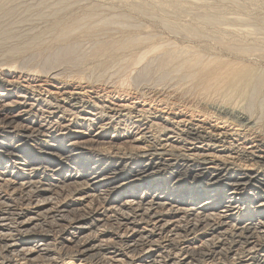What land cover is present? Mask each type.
Returning <instances> with one entry per match:
<instances>
[{"label":"bare ground","instance_id":"bare-ground-1","mask_svg":"<svg viewBox=\"0 0 264 264\" xmlns=\"http://www.w3.org/2000/svg\"><path fill=\"white\" fill-rule=\"evenodd\" d=\"M2 2L6 4L5 1ZM75 3L76 0L53 1L52 5L59 6L58 9L46 11L45 13L41 12V16L45 20L51 19L52 23L53 21H55L53 25L51 24V36L46 41H43L41 33V35L36 34L38 32H36L35 34H33L34 32H32V34H30L29 32L26 34H22L20 32H10L8 29L13 24L15 19V16H12L10 12H12L14 8L11 7L12 5L5 8L6 5L4 6L0 4V54H5L7 57L10 58H15L16 56L24 54L28 51L36 50L37 48L40 49L42 46L47 44L65 43L66 41L73 39V37L74 39H76L75 37L79 36L82 37L86 35L88 36L100 34L101 36H104V32L111 26L116 29L117 32L120 30L122 34H125L123 35V38L112 39L110 41L108 40L107 42L104 41L105 44L102 43V45H97L98 47L95 48L96 50H94V52L89 54V57H106L107 54H112L114 50L118 51L117 53L122 51L139 52V54L136 55V61L134 60L135 62L133 63V68L130 69V76H128L127 79L119 83V89L122 92L127 93L129 91L128 88L133 89L136 91V94H133L135 95L134 97H138L139 99L143 98L146 101V87L157 88V85H163L164 83L167 84L168 81L165 80L164 77L157 78L160 81H157V79L152 80V76H154V74L156 73H161V75L163 73L167 74V72H163L164 68L168 66L177 65L178 68H174V70H171L172 73H181L183 71L186 72L184 78H182V82L179 81L175 84L173 83V88H175V90H177L178 92H181L183 94H190L191 97L193 96L197 99H202L201 101H203L204 99L206 100V102L207 100L211 99L216 100L214 98H220L222 101H224L223 99H225V101L228 102V99H231V97H228L229 95L238 94V96H243L248 94L249 96L252 93L251 99L253 100V104L255 101L257 102L258 97H256V99L255 96L260 92L261 88L264 86V71L256 70L257 68L254 69L255 67H251V64L249 65V63L247 64L243 61L241 62L240 59L237 58L240 56L248 57V55L253 58V52H255V50L258 51L260 49L256 48L257 44H248L245 43L246 41L241 40V38L235 39L230 37L226 32L228 30L224 31L223 29L219 28L221 27L219 26L221 24L220 21L218 19L215 20L216 18H211V15H207V17L204 16L205 22H203L202 25L200 23L199 26H209L206 28H210L212 27V25L216 26L217 29L216 27H213L216 29V32H214L215 35L210 36V38L208 37L207 40L210 39V42H208L205 47H203V44L202 47H200L199 45L197 46L194 44L187 43H185L187 45H184L182 43L175 42V40L174 43L169 40L164 41L162 40V38V42L159 43V39H157L156 37L157 35H153L152 31H148L145 36L139 33L134 34L135 32H139L141 30L140 28L144 26L140 27L137 22L125 21V18L123 19L119 15L116 16V14L111 12H109L111 14L103 12L104 14H106L105 16H103L104 14L101 15V8L99 9V7L97 6H93L92 8L86 11L83 9L84 12L81 16L72 17L68 22H66L67 20L62 21L63 15L65 16V12L67 13L72 7L74 8V5L76 6L77 4ZM177 5L179 4L177 3ZM144 7L146 6H143V8ZM52 8L53 7H51V9ZM136 8H134V11L137 10V12H139L140 10H142V13L139 12L141 14H143L144 11L146 12V8ZM101 17H103V19H100V21L98 22V20L96 19H99ZM27 18L28 16L25 15L23 19ZM53 18L56 20H53ZM57 18L59 19L57 20ZM201 20L202 19H200V21ZM216 21H219L220 24ZM163 23H165V21H163ZM216 23L217 25H219H215ZM165 26L170 32L173 33V36L176 35L177 38H183V40H190L193 38L198 39L199 36L201 37V35L205 34V28H197L195 27V24L189 26H181L177 23L175 24V22L173 24H169L167 22L165 23L164 28ZM127 27H132L134 30H128L129 28ZM225 29L228 28L226 27ZM143 30H145L146 32V28ZM248 32L254 33L252 32V30H248ZM252 36L253 35H251L250 37ZM108 37L106 39H108ZM205 39L206 38H204L203 40ZM97 44H99V42ZM212 46H218L222 50V52L224 51L225 53H228L229 56L226 57L224 56V54H220L221 52L219 54L214 53V50H212L211 48ZM140 47H143V53H140L141 50L138 51ZM69 51L66 50L65 46V49L60 51L58 53V56L56 57L58 58L61 55L68 56L69 54L73 55L71 54V49H69ZM111 54H109V56ZM149 56L152 57L148 58ZM231 56H233V58H231ZM146 59V66L144 65L143 68L140 67L137 70V67L142 63V61H146ZM12 63L16 64L17 62ZM58 64L59 63H57V66H59ZM55 65L53 66L54 69L56 67ZM13 66V68L16 69L20 68V66ZM33 70L43 73L46 68L45 70H43V68L37 66ZM136 70L138 71L137 75L132 77L131 74ZM172 73H168V76ZM84 78L85 77H82L80 78V80H82L83 82ZM146 79H148V81ZM89 81L85 82L84 85H80L82 87V90H98L99 88H101L99 86L101 85V82L98 83L99 80L94 81L95 83L93 81ZM116 85H118V83ZM116 85H113V87L116 88ZM66 86L67 85H65V87ZM68 86L70 85L68 84ZM16 88L20 89L21 87L18 86ZM9 89L11 90V87L9 86H6L4 88L5 91H9ZM4 94L5 95L2 96L1 101H3L4 97L6 96V93ZM21 95L22 94H20L19 97H21ZM26 95L27 93L25 94V96ZM31 95L37 97L40 101V104H26V102H24V104L19 105L16 109V111L19 110V112H17L19 113L18 116L14 115L13 117L4 119L0 118V137L5 138L4 134L21 132L19 139L17 138L18 141L16 142L15 146L12 147L7 143L0 144V149H4L5 152H7V155L10 156L7 160L8 164L6 165L4 164L5 160L0 161V264H39L38 262L45 261L47 258H50L51 253L53 252V249L51 250V245L53 243L51 242V240L53 235L51 236L49 234H46L48 232L42 231L46 227H50L51 229H53V226L59 229H57L58 239L60 240L61 244L67 246V249H65L64 257H61L60 255V258H58L59 260H52V263L48 262L50 264H66V262L68 261L75 260L79 261V263L85 262L91 264H108L111 261L112 263L114 262L116 264H120V262L123 260L122 258L126 257H128L129 260L126 259L125 262L128 261L129 264H192V260H196L195 257L198 258L196 260V264H226L225 262H222V259L227 260L229 264H264V203H261L259 204V207L255 206V208L252 209L251 217H249L250 219L255 218L253 222L248 224L239 223V225H236L235 228L233 227V229L236 230V234L234 237H232L233 233L231 234L232 239L230 242L233 245L232 249H230L231 247L227 250L223 249V245V248H221V244L223 243L219 242L220 247L216 246L215 250H207L208 252H206L208 245L206 244L207 247L204 248L203 246L205 242L204 244L201 243V246L198 245L192 247L186 245V243L188 244L187 239L186 242L182 241L185 236L181 240L182 233H185V235L188 236L190 234V236L192 235L194 237H202L208 234V232H205L207 231L206 229H211L210 232L214 233L217 229H222L223 227L227 226L223 224L218 225V223L217 225H210L212 221L211 218L213 217V215H210L207 211H209V207L213 204L216 203L218 206V204L220 205L221 203L220 199L216 198L217 195L220 194V192L217 190L213 193V189L215 186L211 185L210 183L213 180L219 181L222 178L226 180L225 177H223V173L229 172V169L227 168L226 164H224L222 161H219V159L216 158L213 159V157H211L210 155H206L205 153H207V151L203 150L206 146L210 148L225 147V144L227 143L225 142V140H227L228 137L226 136V134L222 133L218 129H214L212 127L205 128L203 125L199 124L196 125L190 123L188 126H186V120H182V125L180 124L182 129H179L178 139L183 142H187L190 147L188 148L184 146V153L180 155H175L177 156V158H175L179 162H181V166L183 167L181 170H179V174L181 175L183 171H189L193 179L197 181H200L199 179L201 177L207 176L208 180L205 179L200 182L202 183V186L198 187L199 191L194 192V190H190L188 191V193L193 194L194 192V194H197L201 192L206 193L205 196L210 195L209 199H207V202L198 206L197 208L193 207L194 209H192L189 215L195 217L196 221L200 219L198 217H203V223L200 222L201 224L199 225L197 223L193 225H182L180 224L181 221H168L164 218L163 212L165 211L166 207L168 208V206L171 205V200L168 199V197L166 196L168 195L166 194L167 192L163 193V191H161L163 190V187H156L151 185L148 186L150 183V179L146 178V173L147 171L156 167H146V165H142V161L146 162L147 160H149L150 162L152 160L164 161V158L162 156H164V153L166 151H160L161 149H164L161 148L164 146L160 145L161 149H158V146H156L153 147L152 150H143V153H135V156L133 154L129 156H127L128 154H123L121 156L117 155V158L119 160H121L122 162L125 161L123 163L131 162V165L136 164V171L131 172L135 173V176L139 178V180H136V182H132L134 186L132 185V183H127L129 186H124L127 184H121V187H126L125 189H123V191L121 190L122 192H124L123 194H121V191L118 193L115 192L117 190L116 187L113 186V188H111V186L115 185L117 183L116 181L120 179V175L117 173L118 171H114V177L103 175V171L107 170H105V167L107 165H114V163H109L110 161L105 162V160L99 157H91L86 152L80 151L82 148L86 149L89 146L91 148H96L95 144H100L101 140H105V138L103 137H105L110 127L113 128V130H115V132L117 133L120 132L119 130H121V128H124L121 131L127 133L129 131L128 127L130 125L128 126V124L130 122L132 123L131 132L132 130L134 132V129L137 130L138 134L142 135V142H146V137L149 134V132H146V130H150L151 128L149 127H152V125L149 124V127L146 128V114L150 112H146V110L144 109L135 110V106L134 109L126 107H120V109H115L111 105H106V103L102 102L103 98L99 95L98 97L96 96V98H92L91 96L87 98L83 94L75 93L49 94L48 97H43L40 93L38 95L34 92V94ZM161 101L163 100L161 99ZM16 103L17 101L13 102V104ZM164 104L166 105V103ZM42 105L43 108L47 110L46 112L47 114H49V116L47 118H43L42 116L40 119L43 118V122L38 121V123L35 125L37 120H35L34 117L38 116L36 112H41L40 108L42 107ZM203 107H205V109L215 110L214 112H212L215 114H211L209 112H205V109L203 110L201 108L199 112L204 117H208L211 119L215 118L216 121H225V123H229V120H232L235 121L234 123L237 127H243L245 130L248 131H250L251 129L253 130V127H249L251 124L258 125V123H260L263 119H253V116L249 115L248 112V114L245 113V110H243L244 115H239L240 113L236 115L233 113L234 110L232 111V109H221L217 112L216 107L218 106L209 107L207 103L204 104ZM225 107L226 106H224L223 108ZM68 117H72L73 119L71 118L72 120H66V118ZM158 118L161 120L164 117L162 118V116H158ZM18 119H22L23 123L27 125L33 124L35 126H33L32 128H30L31 126L27 127V125L23 126L21 125L22 123H20L19 121L17 124ZM170 121L171 120L166 119V123L169 124ZM159 123L160 122H156V124ZM230 124H233V122H230ZM235 124H233V126H235ZM77 125H81L84 129L86 127L88 128L95 125H99L100 130H103L104 133L100 134V136L93 137L88 140L76 138L79 141L74 142L78 143L77 145L82 146L80 150L78 147L77 149L74 148L75 145L73 147H65V137L69 136L72 129L76 128ZM160 125V129L162 128L161 131L165 133L171 132L173 134L174 132H176V128L172 127V125L171 127L162 126V124ZM209 130L210 132H208ZM131 132H128V135L126 137H122L118 133L116 141L122 140L126 144H138L139 140L133 139V134H131ZM253 132L255 134V131ZM254 134L252 135L254 136ZM40 137L49 138V141L47 142L48 144L44 147L47 151L51 150V147L56 148L55 146L50 145L51 142H54L57 144L59 149H63V153L59 152L57 158H49L48 154L50 153L48 152L43 157L37 159H30V157H28L24 153V149H26V146L29 145L30 146L28 148H31L33 143L40 144V141H38ZM6 140L7 138H5V142H7ZM162 140L163 139H161V141ZM114 142L115 141H111L109 144H112ZM169 156H172L174 158L173 154H169ZM260 156H257L254 151L250 150L249 152L247 151L242 154L239 160L245 162L255 161V164L256 162H264V157ZM197 162H199L202 166H215L214 169L216 170H210L212 168L206 167L208 169L205 172H195L191 169V167H193L194 163ZM218 162H220L221 164H219ZM55 164L58 166V169L55 168ZM89 166L90 168H87ZM87 171H90L91 173L89 177L86 176V174L84 175V173ZM48 172H50L51 174H48ZM179 174H177L178 177ZM128 178L129 176H124L121 179L124 180ZM231 182L233 187H235L237 184L234 185L233 183L239 182V179L233 178ZM203 184L205 185V187H203ZM176 185H178V182H176ZM262 185L264 186V184ZM130 187L131 190H128L127 188ZM174 187L175 185L172 188H177ZM236 188H233V191L229 194L232 203L237 201L235 198L237 190ZM104 189H106V194H99L94 196V194H97V192L103 191ZM210 191H212V193H210ZM89 194L92 196H90ZM173 194L174 193H171V196H173ZM93 197L97 198V201H99L100 203L99 205L104 209L105 215L102 219H96V211L87 210L86 208V203ZM179 198H181V201L183 202V197L180 196ZM228 203L227 204L230 205V202ZM111 210H114L115 212H117V214L119 212L122 214V219L124 221L123 229H125L123 230V234H94V226L102 224L106 222L105 220L110 219L111 216H108L107 213L108 211L111 212ZM113 216L111 218V221L119 220L118 217H116L115 215ZM146 218L147 220L150 219L148 221L152 222L151 225H144V223H146ZM185 219L187 218L185 217L184 220ZM233 226L235 225L233 224ZM101 230H103V228ZM208 235L206 236L207 240L204 241L215 242L214 237L209 239ZM56 237L54 240H56ZM192 239L194 238H191L189 240ZM216 242L218 245V241ZM119 243L125 245L126 248L123 246L125 250L121 249V251H119L118 249H116V246H113L116 244L118 246ZM238 244L245 245V249L247 250H245L244 247L241 249L238 247V249L233 250V247ZM211 245L213 246V244ZM255 245L257 247H262V249H260V253H256L258 250H255ZM217 247L221 250L218 251ZM175 249L177 253H175ZM239 253H245V255L242 254L243 256L239 257ZM252 253H255V258H259L258 261L253 258ZM159 258L164 259L158 262V260H160ZM208 258L209 260L210 258H212L213 260L209 261ZM217 258H222V261H216L215 259Z\"/></svg>","mask_w":264,"mask_h":264},{"label":"rangeland","instance_id":"rangeland-1","mask_svg":"<svg viewBox=\"0 0 264 264\" xmlns=\"http://www.w3.org/2000/svg\"><path fill=\"white\" fill-rule=\"evenodd\" d=\"M2 1H5L6 4H4V2H2ZM53 1H58V0H0V4H2L4 6L6 5L5 8H7L11 5H12L11 7L14 8V10L12 12H10V14L12 16H15L14 17L15 19H14V22L12 24L13 26L11 25L8 30L10 32H20L22 34H26L28 32L30 34H32V32H34L33 34H35L36 32H38L36 34L41 33L42 34L41 37L43 38V41L48 40V38H50V36H51V31H50L51 29L50 28L55 21H53V23H52L51 19L45 20L41 16V12L45 13L46 11H52L54 9H58L59 6L52 5ZM76 3L79 5H77ZM76 3L75 4L77 7L74 5V8L72 7L70 9V11L67 12L68 14L65 12V16L63 15V19L61 18L62 21L67 20L66 22H68V21H70V19L72 17L81 16L82 13L84 12V10L86 11V10L92 8L93 6H97V7H99V9L101 8L100 9L102 11L101 15L104 14L103 12H106V13L111 12V13L116 14V16L119 15L123 19L125 18V21L137 22V24H139L140 27L144 26V27L140 28L137 25L141 30L139 32H135L134 34L139 33V34H142L143 36H145L148 31H152L153 35H157L156 37H157V39H159V41H158L159 43L162 42L161 41V38H162V40H164V41L169 40V41L174 43V40H175V42H177V43L179 42V43H182L184 45L194 44L197 46L199 45L200 47H202V44H203V47H205V45L208 42H210V39L207 40L208 37L210 38V36L215 35L214 32H216L215 31L217 29L216 26L212 25V27H210L211 29L206 28L209 26H206V27L199 26L200 23L202 25L203 22H205L204 18L207 17V15L208 16L211 15V18H216L215 20L218 19L220 21L221 24L219 23V21L218 22L216 21L217 23L220 24V25L219 24L218 25L221 26L219 28L223 29L224 31L228 30L226 32L228 33V35L230 37L235 38V39L241 38V40L246 41L245 43H248V44L249 43L255 44V45L257 44L256 48L260 49L261 51L260 50L257 51V50H255L256 49L255 48L254 49L255 52H253L254 54L253 55L251 54L253 58H251V56L248 55V57H250V58H248L247 56H240L237 59H240L241 62L243 61L244 63H247V64L249 63V65L251 64V67H253V68L255 67L254 69L257 68L256 70L264 71V53H263L264 52L263 51V49H264V0H76ZM177 3L179 5H177ZM135 6L139 7V9L141 7L143 8V6H146V7H144V8H146L145 9L146 12L144 11L143 14H141L142 10H140V11L138 10L141 13L137 12V10L134 11V8H136ZM51 7H53V8L51 9ZM136 9H138V8H136ZM214 11H215V13H214ZM111 13H109V14H111ZM25 15L28 16L27 19H23ZM105 15L106 14H104L103 16H105ZM175 17H176V19H175ZM58 19L59 18H57V20ZM100 19H103V17L96 19V20H98V22H99ZM195 19L197 20V22ZM200 19H202V20L200 21ZM53 20H56V19L53 18ZM153 20H155V21H153ZM163 21H165V23L168 22L169 24H173L175 22V24L177 23L178 25H181V26H183V25L189 26V25L195 24V27H197V28H200V29L205 28V34H203L204 36L201 35L202 38L199 36L200 39L197 37L198 39L193 38L190 40H186V39L183 40V38H177V36L175 34H174L175 36H173V33L170 32L166 28V26H165V28H166L165 29L164 28L165 23H163ZM217 23L215 25H217ZM213 27H216V29ZM226 27L228 29H225ZM127 28H129L128 30H130V29L134 30L132 27H127ZM145 28H146V32H145V30H143ZM25 30H27V31H25ZM244 30L247 32H245ZM248 30H252V32H254V33H250V32H248ZM240 32H241V34H240ZM104 34H105L104 36H101V34L100 35H88V36L86 35V36H82V37L79 36V37H75L76 39H74V37H73V39H70V40L66 41L65 43L47 44V45L42 46L40 49L37 48L36 50L28 51L24 54L16 56L15 58L7 57L5 54H0V101H1L2 96L5 95L4 93H6V96L3 99L4 102L3 101L0 102V113H1L0 118H3V119L4 118H10V117H13L14 115L18 116L19 113H17V112H19V110L16 111V109L18 108L19 105L24 104V102H26V104H33V103L40 104V101L38 100V98L34 97V95H31V94H34V92H35V94H38V95L40 93L41 96H43V97H48L49 94H59V93L83 94L87 98L90 96L92 98H96V96L98 97V95H99L100 97L103 98L102 102L106 103V105H111L115 109H120V107H126V108H133L134 109V106H135V108H136L135 110L144 109V110H146V112H150V113H148L149 115L146 114V126H147L146 128L149 127V124H151L152 127H149V128H151L150 130H146V132L147 131L149 132V134L146 137V142H142V139H141L142 135L138 134L137 130L134 129V132H133V130L131 132V124L132 123L130 122L128 124V126L130 125L128 127V130H129L128 132L129 133L131 132V134H133L132 135L133 139L139 140L138 144H134V145L130 144V143L126 144L122 140L116 141L118 133L122 137L123 136L126 137L128 135V132L127 133L122 132L121 130H123L124 128H121V130H119L120 132L117 133V132H115V130H113V128L110 127V129H108L105 137H103V138H105V140H101V142L99 141L100 144H95L96 148H91L89 146L86 149L82 148L80 150V148L82 146L77 145L78 143H76V142H78L79 140L76 138H82L83 140H88V139H91L93 137L100 136V134H103L104 132H103V130H100L99 125H95V126L88 127V128L86 127L85 129L81 125H77L76 128L72 129L70 135L65 137L64 146L65 147H70V146L73 147L75 145L74 148L77 149V147H78L81 152H86L91 157H93V156L97 157V158L99 157V158L105 160V162L110 161L109 163H114L115 166L110 165L111 166L110 167L107 165L105 167V170L106 169L107 170L103 171L104 172L103 175L114 177L115 176L113 174L114 171H118L117 173L120 175V179L116 181L117 183L115 185L111 186V188H113V186L116 187L117 190L115 192H117V193L120 192L121 190L123 191V189L126 188L124 186H129L127 183L131 184L132 182H136V180H139V178L137 176H135V173L131 172V171H133V172L136 171V168H137L136 164L131 165L132 164L131 162L123 163L125 161L122 162L121 160H119L117 158V155L121 156L123 154L124 155L128 154L127 156H129V155L133 154L135 156V153L141 154V153H143V150L144 151L146 149L152 150L153 147H156V146H158L157 148L159 149L161 146H164V147H161L164 149L160 148L161 149L160 151H163V152L166 151L164 153V156H162L164 159L159 158V159H163L164 161L152 160L150 162L149 160H147L146 162L142 161L143 162L142 165L143 166L146 165V167H150V166L156 167L154 169L147 171V173H146V178L150 179L149 180L150 183L148 186L151 185V186H156V187H158V186L163 187V190H161V191H163V193L167 192L166 194H168V195H166V196L168 197V199L171 200V205L168 206V208L166 207V209H165V211H167V212H165V211L163 212L164 218L168 221H170V220L171 221L172 220H178L179 222L181 221L180 224H182V225H193L195 223H197L199 225V224L203 223V221H204L203 217H198L200 219H198L196 221L195 217L189 216V215H190V212L192 211V209L197 208L198 206L207 202V199H209L210 195L205 196L206 193H201V192L194 194L195 191H199L198 187L202 186V183H200V182L207 179V176L201 177L199 179L200 181H197V180L193 179V177L189 173V171H183L181 173V175L179 174L180 173L179 170H181L183 167L181 166V162H179L176 159L177 156H175V155L183 154L184 150H185L184 146H186L188 148L190 147V145L187 142H183V141L178 139L179 129L180 130L182 129L181 122L186 120L187 121V122H185L186 126H188L190 123H192V124H196V125L197 124L203 125L205 128L212 127L214 129L220 130L222 133H224V134H226V136H228L227 140H225V142H227L225 144L226 146L223 148H210V147L206 146L203 150L207 151V153H205L206 155H210L211 157H213V159L214 158L219 159V161H222L224 164H226L227 168L229 169V172L223 173L224 174L223 177H225L226 180H224V178H222L219 181L213 180L210 183L211 185L215 186L213 189L214 190L213 193L217 190L220 192V194H218L216 198H219L221 203H220V205L218 204V206L216 203L213 204L212 206L209 207V209H208L209 211H207V212L210 215H213V217L211 218L212 221H211L210 225H217V223H218V225L223 224V225H227V226L223 227L222 229L221 228L217 229V230L215 229L216 231L214 233L210 232L211 229H206L207 231H205V232H208L209 235L207 233L206 234L208 235L209 239L214 237L215 242L204 241V240H207V238H206L207 235L202 236V237H199V236L194 237L192 235L190 236V234H189V236L185 235V233H182L181 240L185 236V238L182 241L186 242V239H187L188 244L186 243V245L192 246V247L198 246V245L201 246L205 242L203 247L206 248L207 247L206 244L208 245L206 252L215 250L216 246L220 247L219 242L223 243V244H221V248H223V246H224L223 249L227 250L230 247H231L230 249H232L233 245L230 241H231L232 237H234L236 234V230L233 229V227L235 228L236 225H239V223L248 224V223L253 222L255 218L250 219L251 214H252V209L255 208V206L259 207V204L264 203V186L262 185V184H264L263 183V180H264V173H263L264 172V162H256V164H255V161L254 162H251V161L245 162V161L239 160L240 156L242 154H244L247 151L249 152L250 150L254 151L257 156L261 155L260 157H264V145H263L264 144V129H263L264 128V120H263L264 119V86L261 88L260 92L258 93L259 95L257 94L258 96L257 95L255 96V98L258 97L259 100L256 98L257 102L255 101L254 104L252 102L253 100L251 99L252 93L249 96H248V94L243 95V96H238V94L229 95L228 97H231V99H228V102L225 101V99H223L224 101H222L220 98H214L216 100L211 99L213 101V103L211 100H207V102H206V100L203 99V101H201L202 99H197L193 96L191 97L190 94H183V93L175 90V88H173V85L175 83H177L179 81L182 82V80H183L182 78H184V75L186 74V72H184V71L181 73H179V72L178 73H172L171 70H174V68H178V66L175 65V66H168V67L163 69V72H167V74L163 73L161 75V73L160 74L156 73V74H154V76H152L153 78L151 77L152 80H156L157 78L164 77L165 80H168V81H167V84L164 83L163 85H157V88L156 87H154V88L146 87L147 93H146V101H145L143 98L139 99L138 97L137 98L134 97L135 95H133V94H136V91L133 89L128 88L129 91L127 93L122 92L119 89L120 88L119 83L121 81L127 79L128 76H130V74H129L130 69L133 68V66H134L133 63L136 61V55L139 54V52H136V51L132 52L131 51L132 52L131 53L130 51L129 52L128 51H125V52L122 51V52L117 53L118 51L114 50L113 52L111 51L112 54L109 53V54H111L110 56H109V54H107L108 57L107 56L106 57L105 56L99 57V58H90L89 57V54L94 52V50H96L95 48H97L100 44L102 45V43L105 44L104 41L107 42L108 40L110 41L112 39H122L123 35H125V34H122L120 32V30L117 32L116 29H114L111 26L104 32ZM231 34H233V35H231ZM250 34L253 36L250 37L251 36ZM107 37H108V39H106ZM204 38H206V39L203 40ZM198 40H201V41H198ZM98 42H99V44H97ZM185 43H187V44H185ZM65 46H66V50L69 51V49H71V52H72L71 54H73V55H70V54L68 56L61 55L57 58L56 56H58V53L60 51L65 49ZM145 47H147V46H145ZM67 48H69V49H67ZM211 48H212V50H214V53L219 54L221 52L220 54H224V56H226V57L229 56L228 53H225L224 51L222 52V50L218 46H216V47L212 46ZM90 50H91V52H90ZM142 50H143V47H140V49H138V51H140V53H143ZM1 55H2V57H1ZM254 56H256V57H254ZM150 57H152V56H149L148 58H150ZM231 58H233V56H231ZM11 61L15 62V63L17 62V63L14 64ZM52 62H54V63H52ZM57 63H59L58 64L59 66H57ZM145 63H147V59L144 62L142 61V63L137 67V70L140 67L143 68L144 65L146 66ZM13 65L20 66V68H18V69L13 68L14 67ZM54 65L56 66L55 69L53 68ZM37 66H39L40 68H43V70H45V68H46V70L43 73H40V72H37L36 70H33ZM50 70H51V72H50ZM137 70L131 74L132 77L137 75V72H138ZM168 73H172V74H170L168 76ZM82 77L86 78V80L84 78L83 82H82V80H80V78H82ZM88 78L90 79V81ZM98 80H99L98 83L101 82V85H99L101 88H99L98 90H92V89L82 90L81 89L82 87L80 85H82V84L84 85L85 82H88V81L94 82V81H98ZM146 80L148 81V79H146ZM157 81H160V80L157 79ZM11 82H12V84H11ZM117 83H118V85H116ZM68 84L70 86H68ZM65 85H67V86L65 87ZM113 85H116V88L113 87ZM6 86L11 87V90L9 89V91H5L4 88ZM18 86L21 88L20 89L16 88ZM12 87H13V89H12ZM118 89L120 90V92ZM113 90H115V91H113ZM38 91H39V93H38ZM26 93H27V95L25 96ZM128 93L129 94L132 93V94L129 95ZM20 94H22L21 97H23V98L19 97ZM127 95H129L130 97ZM131 95H132V97H131ZM18 98H20V99H18ZM161 99L163 101H165V100H167V101L163 102V101H161ZM154 100H155V102H154ZM229 100H232V101H229ZM16 101L18 104L17 103L13 104V102H16ZM164 103H166V105ZM206 103L208 104L209 107L210 106H215V107L218 106V107H216L217 112L221 109L222 110L223 109H226V110L232 109V111L234 110L233 111L234 114L238 115V113H240L239 115H241V114L244 115L243 110H245L246 111L245 113L248 112L249 115L253 116V119H257V118H263V119L260 122L261 124L260 123H258V125L251 124L249 127H253V130L250 128L251 130L248 131V130H245L243 127H237L236 124L234 123L235 121H232V120L231 121L229 120V123H225V121H216L215 118L211 119L208 117H204L199 111L201 108L203 110L205 109V107H203V106ZM4 104H5V106H4ZM222 105H223V107L224 106H226V107L223 108ZM251 105H252V107H251ZM248 107H250V108H248ZM42 110H43V112H42ZM40 111L41 112H36V114H38L39 117L37 115H36L37 117H34V119L37 120L35 125L38 123V121L43 122L44 117L47 118L49 116V114H47V112H46L47 110L45 108H43V105L40 108ZM204 111L209 112L211 114H215V113H212L215 111L213 109H210V110L205 109ZM250 113H252V114H250ZM42 116H43V118L40 119ZM158 116H162V118L163 117L164 118L160 120L158 118ZM71 118L72 117H68V118H66V120H72L73 118L72 119ZM166 119L171 120L169 122V124L166 123ZM18 121L20 123H22L21 125H23V126L27 125V124L23 123L22 119H18L17 124H18ZM253 121H255V120H253ZM156 122L157 123L160 122V123L156 124ZM230 122H233V124H235V126H233V124H230ZM160 124H162V126H169V127H171V125H172V127L176 128V132H174L173 134L171 132L165 133V132L161 131L162 128L160 129V127H161ZM177 124H179V125H177ZM35 125L28 124L27 127L31 126L30 128H32ZM257 126H258V128H257ZM11 130H13V129H11ZM253 131H255V134ZM159 132H161V133H159ZM208 132H210V130ZM247 133H248V135H247ZM251 133L254 134V136ZM20 135H21V132H16V133H12V134H4V137L7 138V140H6L7 142H5V138L0 137V140H1L0 144L7 143L13 147L16 145V142L18 141ZM155 136H157V137H155ZM259 137L260 138L262 137V138L260 139ZM133 139H131V140H133ZM161 139H163V140L161 141ZM154 140H156V141H154ZM259 140H261V141H259ZM38 141H40V144L33 143L31 148H28L30 146L29 145V146H26V149H24V153L28 157H30V159H35V158L37 159V158L43 157L48 152L50 153V154H48L49 158H57L59 155V152L63 153V149H59L57 144L54 142L53 143L51 142L50 145H53L56 148L51 147L50 148L51 150L47 151L46 148H44L48 144L47 142L49 141V138H47V137H40ZM74 141H76V142H74ZM111 141H115L114 142L115 144L114 143L109 144ZM103 143H104V145H103ZM95 146H93V147H95ZM192 147H194V146H192ZM196 147H199V146H196ZM0 150H1L0 151V161L5 160L4 164L6 165V164H8L7 160L9 159L10 156L7 155V152H5L4 149H0ZM255 150H257V151H255ZM139 151H141V152H139ZM199 151H202V150H199ZM169 154H173L174 158L172 156H169ZM219 154H221V155H219ZM30 155H32V156H30ZM104 157H106V158H104ZM136 160H139V159H136ZM156 161H157V163H156ZM155 163H156V165H155ZM218 163L221 164L220 162H218ZM11 165H12V163H11ZM261 165H263V166H261ZM210 166L211 165L202 166L199 162H197V163H194V166L191 167V169L194 170L195 172H201V171L205 172L208 169L206 167L212 168L210 170H216V169H214L215 166H213V167H210ZM55 168L58 169V166L56 164H55ZM87 168H90V166ZM85 170H86V168H85ZM90 171L85 172L84 175L86 174V176L89 177V175L91 174ZM48 174H51V173L48 172ZM177 174H179V177L177 176ZM124 176L125 177L129 176V178L124 179V180L121 179ZM233 178L239 179V182L233 183L234 185L237 184L235 187H233L232 182H231ZM176 182H178V185H176ZM121 184H127V185H124L123 187H121L122 186ZM132 185H133V183H132ZM174 185H175L174 188L177 187L176 189L172 188ZM203 187H205L204 184H203ZM233 188L237 189L236 194H235L236 195L235 198L237 201L232 203L229 194L233 191ZM127 189L131 190V187L127 188ZM190 190H194L193 194L188 193V191H190ZM122 191H121V194L124 193ZM171 193H174L173 196H171ZM210 193H212V191H210ZM99 194H106V189H104L103 191L97 192V194H94V196L99 195ZM179 195L183 197L182 198L183 202L181 201V198H179L180 197ZM90 196H92V195H90ZM100 196H104V195H100ZM228 202H230V205H228L229 204ZM87 203H86L87 206L85 205L87 210L96 211V213H97L96 219L104 218V215H105L104 209L99 205L100 203H99V201H97L96 197L91 198L90 200H88ZM174 205H176V206H174ZM175 208H177L179 210H177ZM169 209H171V210H169ZM172 210H174V211H172ZM227 212H228V214H227ZM107 214H108V216H111V218L113 215L118 217V219H119V220H117L118 222L116 220L111 221V218L107 219L108 221L105 220L107 223L104 222L102 224H98V225L94 226V229H93L94 234H96V233L97 234H100V233L123 234V230H125V229H123L124 221L122 219V214L119 212L118 214H120V215H118L117 212H115L114 210H111V212L108 211ZM185 217L187 219L184 220ZM180 219H182L183 221ZM217 219H220V220H217ZM148 220H150V219H148ZM148 220L146 218V223H144V225H147V224L151 225L152 222H150ZM114 221H116V222H114ZM119 222H120V224H119ZM122 222H123V224H122ZM153 224H154V222H153ZM233 224L235 226H233ZM102 228H103V230H101ZM57 229L58 228L53 226V229H51L50 227H46L42 231V232H48L46 234H49L51 236L53 235L51 242H53V243L56 242V243L55 244L52 243V245H51V250L53 249L52 250L53 252L51 253L50 258H47L48 260L46 259L45 261L38 262L39 264H43V263L44 264H50V263H52V260L53 261L59 260L58 258H60V255H61V257H64L65 249H67V246L61 244L60 240L58 239V230L59 229L58 230ZM232 233H233V236L231 235ZM219 234H221V235H219ZM54 236L55 237L57 236L56 240H54L55 239ZM191 238H194V239L189 240ZM216 241H218V245H217ZM196 243H197V245H196ZM119 244H122V243H119ZM119 244H118V246H117V244L113 245V246H116V249H118L119 251H121V249L125 250V248H126L125 245L124 244L119 245ZM211 244H213V246ZM233 244H235V243H233ZM238 245H235V247H233V250L238 249V247L240 249L244 247V249H245V245H242V244H238ZM256 245H257V243H256ZM209 246H211L213 248H211ZM218 247H217V250L218 251L221 250ZM54 248H55V250H54ZM209 248H211V249H209ZM260 249H262V247L256 246L255 250H258L256 253H260ZM245 250H247V249H245ZM175 253H177L176 249H175ZM242 254L245 255V253H239L238 256L239 257L243 256ZM254 254L252 253L253 258L256 261H258L259 258H255ZM171 255H174V254H171ZM171 257H174V256H171ZM122 259L123 260L120 262V264H129L128 261L125 262L126 259L129 260L128 257L122 258ZM159 259L160 260H158V262H160L164 258H159ZM195 259L197 260L198 258L195 257ZM217 259H215V260L216 261H219V260L222 261L223 260L222 262L229 264V262L227 260H224L222 258H221L222 260L219 258H217ZM196 260H192V264H196L197 263ZM208 260H209V258H208ZM211 260H213V259L210 258L209 261H211ZM48 262H50V263H48ZM110 263H112V262L110 261ZM110 263H108V264H110ZM66 264H91V263H85V262L79 263V261L75 260V261H68V262H66ZM93 264H95V263H93ZM99 264H101V263H99ZM112 264H116V263L113 262Z\"/></svg>","mask_w":264,"mask_h":264}]
</instances>
